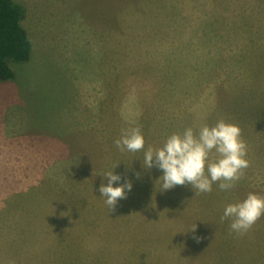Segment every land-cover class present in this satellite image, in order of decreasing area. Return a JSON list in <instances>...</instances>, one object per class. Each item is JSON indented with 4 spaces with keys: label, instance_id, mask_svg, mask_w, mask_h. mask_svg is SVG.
Returning a JSON list of instances; mask_svg holds the SVG:
<instances>
[{
    "label": "rangeland",
    "instance_id": "1",
    "mask_svg": "<svg viewBox=\"0 0 264 264\" xmlns=\"http://www.w3.org/2000/svg\"><path fill=\"white\" fill-rule=\"evenodd\" d=\"M16 1L33 51L0 81V264H264V215L240 235L220 220L264 195V0ZM219 119L250 161L230 191L160 192L161 170L114 144ZM115 167L134 187L111 210Z\"/></svg>",
    "mask_w": 264,
    "mask_h": 264
},
{
    "label": "clouds",
    "instance_id": "2",
    "mask_svg": "<svg viewBox=\"0 0 264 264\" xmlns=\"http://www.w3.org/2000/svg\"><path fill=\"white\" fill-rule=\"evenodd\" d=\"M145 143L139 125L123 130L114 140L115 146L121 151H142V165L145 169L155 166L161 170L162 174L158 178H162L160 192L185 184L190 185L195 193L211 192L214 184L222 191H230L250 163L240 126L225 119H219L212 125L205 124L198 129L188 126L182 131H174L155 148H145ZM116 167L102 174L98 189L111 210L134 187L132 180H125L115 171ZM262 215L264 195L249 192L243 199L227 203L220 220L230 221V231L240 235Z\"/></svg>",
    "mask_w": 264,
    "mask_h": 264
},
{
    "label": "trees",
    "instance_id": "3",
    "mask_svg": "<svg viewBox=\"0 0 264 264\" xmlns=\"http://www.w3.org/2000/svg\"><path fill=\"white\" fill-rule=\"evenodd\" d=\"M26 12V7L16 0H0V81L16 77L12 61L31 58L33 41L23 25Z\"/></svg>",
    "mask_w": 264,
    "mask_h": 264
},
{
    "label": "crops",
    "instance_id": "4",
    "mask_svg": "<svg viewBox=\"0 0 264 264\" xmlns=\"http://www.w3.org/2000/svg\"><path fill=\"white\" fill-rule=\"evenodd\" d=\"M114 56L116 57V53H114Z\"/></svg>",
    "mask_w": 264,
    "mask_h": 264
}]
</instances>
